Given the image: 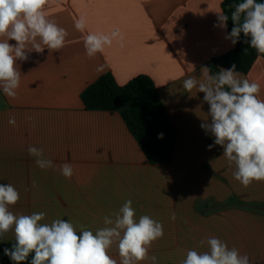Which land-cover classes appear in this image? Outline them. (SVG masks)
I'll return each instance as SVG.
<instances>
[{
	"label": "crops",
	"instance_id": "1",
	"mask_svg": "<svg viewBox=\"0 0 264 264\" xmlns=\"http://www.w3.org/2000/svg\"><path fill=\"white\" fill-rule=\"evenodd\" d=\"M223 1L50 0L44 10L67 31L65 46L17 61L21 81L14 98L0 89V184L20 194L9 210L44 212L41 223L64 219L77 232L84 226L95 233L105 227V216L131 200L137 221L149 215L163 225V237L149 249L158 264H181L190 249L208 251L213 236L247 254L250 264H264V181L244 187L234 179L235 165L223 157V147L208 149L215 138L201 128L210 122L204 93L183 88L191 76L202 79L204 66L210 74L230 68L225 63L235 44L226 39L228 27L214 26ZM80 16L87 21L84 32L74 25ZM117 28L122 42L114 39L102 53L86 55L88 32ZM236 71L259 83L264 100V55L257 54L248 71ZM105 73L118 85L138 75L153 81L174 130L167 161L151 164L117 112L84 108L82 91ZM30 145L43 148L57 166L70 163L72 177L59 167L40 169ZM12 243L13 231L0 239V247ZM109 255L119 264L116 245Z\"/></svg>",
	"mask_w": 264,
	"mask_h": 264
},
{
	"label": "clouds",
	"instance_id": "2",
	"mask_svg": "<svg viewBox=\"0 0 264 264\" xmlns=\"http://www.w3.org/2000/svg\"><path fill=\"white\" fill-rule=\"evenodd\" d=\"M50 0H0V89L11 98L17 95L21 72L17 70V61H27L29 53L59 51L65 46L67 31L49 19L45 6ZM231 13L234 23L230 34L232 44L238 42L240 34L250 37V46L258 56L264 55V3L257 0H244L234 6ZM218 23L221 29L227 28L229 17L221 10ZM243 14V19L241 16ZM75 28L84 32L87 21L80 16L74 22ZM123 41L119 29L110 34L88 32L83 42L86 55L91 58L102 53L105 46H111L114 39ZM15 41L10 44L9 41ZM103 71V66L98 68ZM207 66L201 68L202 79L191 76L184 80L183 88L191 93L194 88L204 93L203 100L209 105L207 120L201 128L215 139L208 145L223 147V157L229 165H235L233 177L244 187L253 181H264V100L259 98L260 85L250 82L236 71L233 64L229 69L221 68L216 74H210ZM9 123L15 125L12 117ZM163 138V133L158 134ZM29 156L35 158L40 169L59 167L65 178L73 175L70 163L55 165L44 156V149L35 146L27 148ZM35 187V181L32 182ZM20 199L18 190L12 184H0V239H5L9 231L14 232L15 243L11 249H4V254L15 264L26 261L34 252L31 264H118L109 255V250L116 245L120 257L119 264H139L150 260L158 264L155 255L149 256L151 244L164 235L162 223L149 215L135 219L132 201H126L117 212L104 217L105 227L95 233L84 226L77 232L69 220L55 219L50 224L41 223L44 212L30 215L14 214L9 210ZM176 220V213L170 214ZM79 233V234H78ZM209 250L198 253L194 249L187 251L181 264H250L247 254L241 255L235 247L217 237H208ZM201 240L200 244L204 245Z\"/></svg>",
	"mask_w": 264,
	"mask_h": 264
},
{
	"label": "trees",
	"instance_id": "3",
	"mask_svg": "<svg viewBox=\"0 0 264 264\" xmlns=\"http://www.w3.org/2000/svg\"><path fill=\"white\" fill-rule=\"evenodd\" d=\"M242 2L244 0H224L222 3L223 12L229 17V32L234 27L231 19L234 6ZM257 2L264 3V0ZM250 39L243 33L240 34L230 63H225L228 67L235 64L236 70H249L257 55L256 50L250 46ZM81 100L86 110L117 112L151 164L169 159L174 130L150 77L138 75L126 84L118 85L112 74L105 73L82 91ZM160 133H163L162 139L158 138ZM13 244L0 247V264H15L4 254V249H11ZM33 256L34 252L29 254L26 261L20 263L31 264Z\"/></svg>",
	"mask_w": 264,
	"mask_h": 264
}]
</instances>
